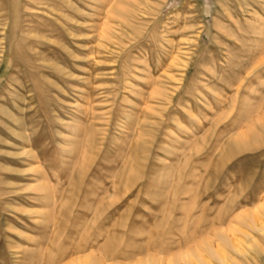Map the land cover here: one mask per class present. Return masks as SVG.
I'll return each mask as SVG.
<instances>
[{
  "label": "rangeland",
  "instance_id": "374dc122",
  "mask_svg": "<svg viewBox=\"0 0 264 264\" xmlns=\"http://www.w3.org/2000/svg\"><path fill=\"white\" fill-rule=\"evenodd\" d=\"M194 251L264 264V0H0V264Z\"/></svg>",
  "mask_w": 264,
  "mask_h": 264
},
{
  "label": "bare ground",
  "instance_id": "6f19581e",
  "mask_svg": "<svg viewBox=\"0 0 264 264\" xmlns=\"http://www.w3.org/2000/svg\"><path fill=\"white\" fill-rule=\"evenodd\" d=\"M244 217L249 219L248 221L250 222L249 223L250 225H253L255 228H258L259 230H261L260 225L257 223L254 212L249 213V214L245 215ZM226 239H227V241H229L231 243L232 246H234L233 240L229 239L227 236H226ZM209 253L213 257H221L222 256V251H220L216 247L209 248ZM200 254L197 251H194V253H190V254H188V253L180 254V257L177 258L178 262L170 259V260H168L167 264H179V261H182L183 264H209ZM84 264H89V263L86 262ZM138 264H160V263L146 261V262H140Z\"/></svg>",
  "mask_w": 264,
  "mask_h": 264
}]
</instances>
